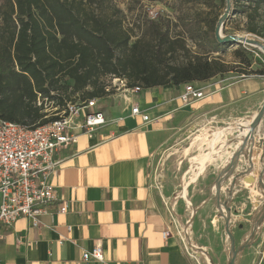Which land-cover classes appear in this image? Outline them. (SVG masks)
I'll return each mask as SVG.
<instances>
[{"label":"trees","instance_id":"16d2710c","mask_svg":"<svg viewBox=\"0 0 264 264\" xmlns=\"http://www.w3.org/2000/svg\"><path fill=\"white\" fill-rule=\"evenodd\" d=\"M148 1L188 12L128 25L114 0H0V123L43 126L69 103L109 96L112 78L149 90L264 75L257 49L218 37L228 0ZM230 13L235 32L264 40V0H231ZM230 49L233 63L215 57Z\"/></svg>","mask_w":264,"mask_h":264},{"label":"crops","instance_id":"0c3cea01","mask_svg":"<svg viewBox=\"0 0 264 264\" xmlns=\"http://www.w3.org/2000/svg\"><path fill=\"white\" fill-rule=\"evenodd\" d=\"M197 87L207 88L210 95L189 106L181 101L185 86L143 90L127 99L116 93L103 98L109 102V113L100 102L98 106L107 125L93 139L82 136L62 156L52 178L60 200L70 204L69 212L60 215L52 206V215L42 218L40 228L27 219L11 229L1 228L0 264H194L177 239L163 237L168 228L150 185L153 157L174 126L206 112L225 114L220 116L224 121L230 116L251 117L264 105L259 80L217 77ZM134 106L151 121L132 117ZM97 245L104 250V262L82 260V253ZM254 264H264V249Z\"/></svg>","mask_w":264,"mask_h":264},{"label":"rangeland","instance_id":"374dc122","mask_svg":"<svg viewBox=\"0 0 264 264\" xmlns=\"http://www.w3.org/2000/svg\"><path fill=\"white\" fill-rule=\"evenodd\" d=\"M114 2L126 15L128 25H133L139 17L143 20L151 17L152 12L160 14L161 23L167 21L168 16L174 20L179 14L188 12L186 8L182 12L176 10L175 4L166 6L148 0ZM234 18L233 13H230L229 20L225 21L229 27L223 28L222 35L251 41V47L259 51L255 52L257 63L254 64V70H264V40L245 32H235L236 26L241 22ZM232 50L215 57L226 63H233ZM226 77L237 81L259 80L264 86V75L239 76L230 73L221 79ZM109 83L113 88L119 87L113 79H107V84ZM229 86L231 85L228 84L227 87ZM206 89L208 97L210 94ZM114 91L115 89L113 93L120 96L125 95L123 92ZM134 98L136 100L137 96ZM99 102L104 112L109 113V102L105 99H100ZM50 105L53 107L52 103ZM55 109L48 111L55 112ZM260 112L261 108H258L256 113L259 115ZM221 115V118L226 116L222 113L206 112L200 119L193 118L174 126L166 144L153 157L150 185L167 230L171 237L180 242L185 252L190 253L189 257L194 264H230L234 253V264H254L264 249V116L250 138L246 139L238 137L241 130H228L232 124L248 122L254 115L230 116L227 121L220 119ZM219 130L226 133L220 141L213 143L216 147L214 150L211 145ZM208 154L210 157L216 154L218 157L210 161L216 162L200 178H194L196 172L191 171L192 159L200 155L207 158ZM185 184L187 193L183 197ZM214 185L217 190L213 188ZM203 203L205 204L202 206ZM200 206L202 207L199 208ZM187 234L194 247L205 251L211 257V263L204 257V253L187 245Z\"/></svg>","mask_w":264,"mask_h":264},{"label":"built area","instance_id":"2783aa9c","mask_svg":"<svg viewBox=\"0 0 264 264\" xmlns=\"http://www.w3.org/2000/svg\"><path fill=\"white\" fill-rule=\"evenodd\" d=\"M150 15L148 19L151 20L160 17L155 12ZM112 79L119 87L113 88L109 83L107 91L111 94L115 89L114 92H123L127 99L128 95L143 92L140 87L130 88L126 80ZM206 97L205 88L188 84L181 101L189 106ZM98 104L99 100L93 99L69 103L60 112L56 108L58 113L52 116L57 119L35 129L0 123V229H11L22 219L31 221L33 228H40L42 218L52 215V206H57L60 215L69 212L70 204L60 200L52 178L62 164V156L76 146L82 136L93 139L107 125L106 116ZM41 105L42 100H39ZM131 115L145 123L151 121L139 106L132 107ZM170 236L168 230L163 233L164 239ZM82 260L104 262L102 246L84 251Z\"/></svg>","mask_w":264,"mask_h":264},{"label":"bare ground","instance_id":"6f19581e","mask_svg":"<svg viewBox=\"0 0 264 264\" xmlns=\"http://www.w3.org/2000/svg\"><path fill=\"white\" fill-rule=\"evenodd\" d=\"M259 117H260V114L259 115L257 114V116H255L253 119H251L248 122H237L235 124H232L231 128L228 131H240L241 130V132L239 133L238 137H243V138L249 139L251 134H252V132H253V130H254L253 129V124L258 120ZM225 133L226 132H224L223 130H219L215 134V139L213 140L212 145H211L212 149H214V150L216 149V147L214 146L213 143H215L217 140L220 141V139L222 137H224ZM210 154H211V152H210ZM210 154L207 155L208 156L207 158H204L203 155H200L199 157L192 159L191 171H193V172L195 171L196 172L195 173V177L201 175V173L204 171L205 166L208 163H210V161H212V160L216 159V157H218L216 154H214L213 156L210 157ZM235 156H237V155H235ZM186 193H187V184L184 185V191L182 193V196L185 197ZM187 243H188V246H190L194 250L200 251V252H202V253H204V254H206L208 256V254L205 251H202L201 249L196 248V247H194L192 245V243L190 242L189 234H187Z\"/></svg>","mask_w":264,"mask_h":264},{"label":"water","instance_id":"95a60500","mask_svg":"<svg viewBox=\"0 0 264 264\" xmlns=\"http://www.w3.org/2000/svg\"><path fill=\"white\" fill-rule=\"evenodd\" d=\"M230 10H231V0H228V7H227V10H226V13L224 14V16L222 17L221 21H220V24H219V27L217 29V34H218V37L220 38V40L222 42H229V43H238V44H244V45H249L251 46L252 42L249 41L248 39H243V38H240V37H235V36H228V37H224L222 35V31H223V28H224V24H225V21L228 19V16L230 14ZM263 52H264V49H263ZM264 116V107L261 109V112H260V117L258 118V120L253 124V129L255 130L256 127H258V124L259 122L261 121L262 117ZM253 130V131H254ZM253 134V133H252ZM238 157V156H237ZM236 157V158H237ZM236 162V160H235ZM235 257H236V254L234 253V255L232 256V259H231V262L230 264H234L235 262Z\"/></svg>","mask_w":264,"mask_h":264}]
</instances>
